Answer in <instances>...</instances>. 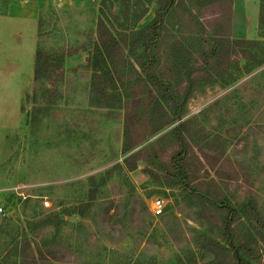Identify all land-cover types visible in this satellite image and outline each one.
Returning <instances> with one entry per match:
<instances>
[{"label":"rangeland","instance_id":"1","mask_svg":"<svg viewBox=\"0 0 264 264\" xmlns=\"http://www.w3.org/2000/svg\"><path fill=\"white\" fill-rule=\"evenodd\" d=\"M134 1L127 20L123 0H0V264H234L232 249L202 246V233L225 244L216 236L225 218L236 243L253 248L250 260L264 264V244L249 235L255 221L242 211L252 196L264 216L260 0H175L149 70L171 83L179 103L193 89L183 117L158 129L163 111L151 109L158 98L170 112L161 98L168 92L145 76L128 45L112 61L94 54L106 90L91 99L87 60L98 19L115 34L141 28L153 11L136 19ZM216 35L229 45L204 64L201 51ZM175 41L190 56L177 58ZM37 48L47 59L39 78ZM184 62L194 68L191 80Z\"/></svg>","mask_w":264,"mask_h":264},{"label":"trees","instance_id":"2","mask_svg":"<svg viewBox=\"0 0 264 264\" xmlns=\"http://www.w3.org/2000/svg\"><path fill=\"white\" fill-rule=\"evenodd\" d=\"M146 2H153V6L149 8V5H146L143 0H136L134 4H141L140 10H135L134 16L136 19H140L149 9H152L153 16L152 18L141 28H129V33H114L110 27L104 22L102 18L98 19L97 25V39L95 41L94 50L91 52L88 57L87 63L89 67L93 70V77L91 81V99L92 100H103V94L106 90L105 87H101L99 84V79H102L105 73V69L99 65L98 60L95 59L94 54H99L96 58L99 59L103 57L104 60L112 61L115 51L121 49V46L128 45L131 49L132 56L134 58L135 63L139 66L142 72L145 73V76L157 86L159 89L168 92L163 93L162 99L168 105V109L163 106V103L160 99H156L155 103L152 106L151 111L156 113L158 109L163 111V119H160V122L157 123L156 129L162 127L163 125L169 123L175 119H181L185 114V100L190 96L191 91L193 89L192 85L186 86V95L185 99L182 103H179L172 95L171 83H165L160 78L156 77L150 73V67L154 63V53L153 48L158 43L162 28L164 25L165 17L173 10L175 6V0H145ZM214 1V0H203L204 3ZM231 1V0H230ZM106 0H101V3H105ZM123 8L125 12L126 19L130 20L128 15L131 14V2L130 0H123ZM263 14H264V0H260L259 2V18L261 19L259 22H263ZM231 21V11L227 13V24L230 26ZM225 37H220V35H216L212 37L210 47L206 51H201L202 60L204 64H209L215 57V59H219L220 54L225 49V45L228 44L225 42ZM246 39H235V42H244ZM229 45V44H228ZM174 50L177 52V58L181 57L183 59L190 56L189 49L185 47L183 42L175 41L172 46ZM140 49V52L137 53V50ZM222 51V52H221ZM44 51L42 49L37 48L34 55V76L35 78H39L41 74L45 72V68L47 65V59L44 56ZM62 58V57H61ZM60 58V59H61ZM183 61V60H182ZM263 60H254L253 65L260 64ZM183 72L187 80L192 79V74L194 72V68L189 66V63L184 62ZM48 69V68H47ZM184 121L179 123L175 130L177 131V136L179 142H183L184 138L181 135L180 128L183 126ZM131 148V145L126 141L123 145V151L126 152ZM182 154V149L179 151ZM179 156V155H178ZM133 157V156H132ZM131 157H127L125 162H128ZM135 160L132 163H129L130 168L134 167ZM128 164V163H127ZM228 208V207H227ZM226 208V209H227ZM243 214L247 218H253L255 221L254 230L256 236L252 232L249 231V235L254 242H261L264 244V216L260 212L254 198L251 196L247 199L246 202L242 204ZM227 212L230 216L233 215L235 210L233 207H229ZM57 217V215H56ZM223 227L220 228L217 233V237L222 239L224 243L220 240L202 233V246H207L209 250L213 252L217 251H228L232 249V255L235 260L234 264H254L250 259H256L257 255L253 252V248L247 242H238L236 243L235 236L231 229V221L227 218L223 219ZM212 232V229H209ZM243 251V253H242ZM220 259V257H219ZM209 264H216L215 260H211Z\"/></svg>","mask_w":264,"mask_h":264},{"label":"built area","instance_id":"3","mask_svg":"<svg viewBox=\"0 0 264 264\" xmlns=\"http://www.w3.org/2000/svg\"><path fill=\"white\" fill-rule=\"evenodd\" d=\"M48 204V201H45V205ZM1 210V207H0ZM163 210L162 200L159 197H155L151 203V211L154 215L161 214Z\"/></svg>","mask_w":264,"mask_h":264}]
</instances>
